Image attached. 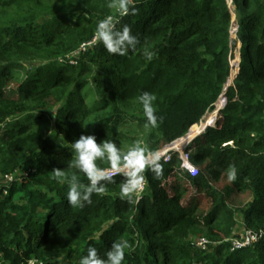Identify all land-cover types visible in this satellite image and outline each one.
Segmentation results:
<instances>
[{
  "label": "trees",
  "instance_id": "16d2710c",
  "mask_svg": "<svg viewBox=\"0 0 264 264\" xmlns=\"http://www.w3.org/2000/svg\"><path fill=\"white\" fill-rule=\"evenodd\" d=\"M108 4L0 0V264H80L89 247L106 258L117 240L132 246L123 264H264V239L236 252L228 242L240 225L264 232V0H135L138 13L123 17ZM108 15L139 37L135 52L109 54L100 41L81 50ZM78 51L77 67L65 61ZM28 64L38 65L19 80ZM144 92L157 97L156 128L143 127ZM45 98L57 111L43 133L18 118L49 124ZM81 135L111 136L125 151L139 141L161 153L163 175L146 170L148 191L133 203L114 175L106 194L73 208L68 179L88 183L68 168ZM188 189L206 194L207 212L183 205ZM194 235L211 249L192 245Z\"/></svg>",
  "mask_w": 264,
  "mask_h": 264
},
{
  "label": "clouds",
  "instance_id": "9594fccd",
  "mask_svg": "<svg viewBox=\"0 0 264 264\" xmlns=\"http://www.w3.org/2000/svg\"><path fill=\"white\" fill-rule=\"evenodd\" d=\"M108 7L116 9L121 17L138 13L135 0H109ZM117 24L118 20L113 15L106 16L98 22L95 38L102 42L109 54L126 56L130 52H135L141 43L139 37L132 33L130 26L124 25L118 28ZM142 54L147 61H151L155 56V53L147 48ZM156 100V95L149 92H144L138 97V102L142 105L146 117V123L143 125L145 129L156 128L158 122L163 120L157 115V108L154 106ZM72 149L74 158L68 163V168L77 169L88 180L87 185H84L75 174L68 179L69 187L66 198L73 208H83L91 204L93 194L97 196L106 194V186L115 182L114 175L123 176V182L119 186L120 196L121 199L126 198L129 203L138 202L140 194L144 191L146 170L153 172L156 179L163 175L161 153L147 149L139 141L125 151L121 146H117L111 136L97 143L95 135H81L75 143H72ZM98 162H107L110 167H101ZM52 173L58 182H65L64 171L53 169ZM236 178V169L232 167L227 179L231 182ZM131 248L127 240L114 241L105 258L98 254L95 247H89L87 255L80 260V264H123L126 250H131Z\"/></svg>",
  "mask_w": 264,
  "mask_h": 264
},
{
  "label": "rangeland",
  "instance_id": "374dc122",
  "mask_svg": "<svg viewBox=\"0 0 264 264\" xmlns=\"http://www.w3.org/2000/svg\"><path fill=\"white\" fill-rule=\"evenodd\" d=\"M238 48H236L237 51L235 50V55H234V60H233L234 66L236 64V61H239V57H240V55H238V51H239ZM236 52H237V54H236ZM37 65L38 64H28L26 66V69H24L22 71H18L16 73L17 78L19 80H24V78L27 76V72H32L34 70V68L37 67ZM237 71L238 70L235 67V70L233 72V76H234V73H237ZM12 88H14V85L12 86ZM43 102H44V105L46 106L45 107L46 112H49L48 115H47L48 116V120L50 121L49 124H44V123L40 124L38 122H35L33 119L31 120V118H30L32 115H28L27 113L22 114L21 116H19L20 118H18V119H19V121L23 122L24 124H28V125L31 124L33 127L39 129L41 132L46 133L47 131L51 132V130L53 128L52 122H53V118L55 117V113L57 111V105H54L52 107V105H53L52 101L50 99H47V98H45L43 100ZM4 130L5 129H3V131ZM70 133L72 134V132H70ZM68 135H70V134H68ZM188 140H186L185 142L183 141L182 144L180 145V147L184 148ZM222 182H223V178L220 177L218 182L215 183V186L220 187ZM190 187L191 186H189V188ZM165 188H166V190L168 192L171 193V189L169 188V186H166ZM167 191H165V192H167ZM171 195H173V194L171 193ZM183 196H184V198H183L182 203H183V205H185L187 207L188 206H193V205L196 206L197 205L198 210L202 211V212H207L210 209V207H211V202L208 200L206 194L203 193V192L202 193L201 192H197L196 193L192 189H188V191ZM245 199H240V200L245 201ZM239 228L240 227H238L236 229V231H238ZM236 231H235V234H236ZM191 237L192 238L189 239L188 241L191 242L192 245H194L196 239L199 238L200 236L194 235V236H191ZM202 237L207 238L206 236H202ZM210 249H211V245H210V247H208L207 251H209ZM60 264H64V263L62 261H60Z\"/></svg>",
  "mask_w": 264,
  "mask_h": 264
},
{
  "label": "built area",
  "instance_id": "2783aa9c",
  "mask_svg": "<svg viewBox=\"0 0 264 264\" xmlns=\"http://www.w3.org/2000/svg\"><path fill=\"white\" fill-rule=\"evenodd\" d=\"M235 16V14H234ZM238 30V26L236 25V22L233 23V26H232V35H233V38H234V33H236ZM99 42L98 39L94 38V40L87 44V45H84L82 47V51H85L87 50L89 47H93L95 46L97 43ZM81 56V52L78 51L76 52L74 55H73V58L72 57H67L66 58V61L70 64V65H74V66H77L78 65V62H79V57ZM62 62H65L62 60ZM232 66H234V63H232ZM187 144V143H186ZM186 147V145H185ZM184 147V148H185ZM180 148V147H179ZM184 148H182L181 150H183ZM188 166L190 169H193L194 173L197 174V169L194 168V166H192V164H189L188 163ZM7 180L9 182H13L15 180V177L14 175L13 176H9L7 178ZM146 180V179H145ZM148 191V182L146 180V186H145V189L144 191L140 194V198L138 201H140L142 199V197L147 193ZM240 227L238 231H236V234H234V237L231 238L228 242L231 243V252H236V251H239V250H243V249H246V248H250V247H253L254 245L258 244L259 242H261L262 239H264V232L261 231V232H254V231H251V230H247L245 229V227H242L241 225L238 226ZM212 243L208 240V238H204V237H199L196 239L195 243H194V246L199 249V250H202V251H207L208 247H210ZM29 264H43L42 262H39L37 260H32L30 261Z\"/></svg>",
  "mask_w": 264,
  "mask_h": 264
}]
</instances>
